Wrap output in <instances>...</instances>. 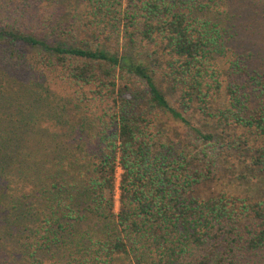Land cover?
<instances>
[{"label": "trees", "instance_id": "1", "mask_svg": "<svg viewBox=\"0 0 264 264\" xmlns=\"http://www.w3.org/2000/svg\"><path fill=\"white\" fill-rule=\"evenodd\" d=\"M0 264H264V0H0Z\"/></svg>", "mask_w": 264, "mask_h": 264}, {"label": "rangeland", "instance_id": "2", "mask_svg": "<svg viewBox=\"0 0 264 264\" xmlns=\"http://www.w3.org/2000/svg\"><path fill=\"white\" fill-rule=\"evenodd\" d=\"M162 122L165 125V128H167L169 130L170 134L173 135L175 138L184 135L186 132V128L179 121L175 120L174 118H172L170 116L169 117L164 116L162 118ZM212 154H215V153H212ZM223 168H224V166H222V164H219V166L217 165L216 172L220 173L223 170ZM120 172H121L120 170L117 171V179H116L117 183H118ZM226 183L228 185H233L234 181L229 180ZM117 199H118V193H116V200ZM117 208H118V203L116 201V210H117Z\"/></svg>", "mask_w": 264, "mask_h": 264}]
</instances>
